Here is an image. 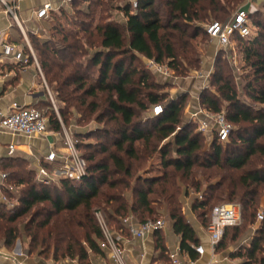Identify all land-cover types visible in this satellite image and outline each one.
I'll use <instances>...</instances> for the list:
<instances>
[{"label":"trees","instance_id":"16d2710c","mask_svg":"<svg viewBox=\"0 0 264 264\" xmlns=\"http://www.w3.org/2000/svg\"><path fill=\"white\" fill-rule=\"evenodd\" d=\"M245 1L137 0L134 8L131 0H74L52 12L45 29L29 36L62 121L68 128L74 116L79 127L93 121L99 126L75 133L87 161L82 180L42 185L28 158L1 159L6 184L14 188L4 192L16 204L0 208V244L11 247L27 237L33 253L84 263L89 250H104L98 211L112 230L126 233L127 216L143 223L166 215L182 237V248L195 257L191 243L200 240L183 211L187 190L182 186L201 194L205 181L207 192L193 204L205 226L215 200L243 207V222L226 229L216 250L239 245L259 222L250 246L240 245L232 256L243 258V264H264V220L257 218L264 199V11L250 13L252 33L243 39V61L251 67L250 59L258 69L244 82V93L232 65L219 56L211 85L200 95L203 109L224 113L233 125L226 143L215 137L203 149L205 134L195 122L183 121L189 94L171 98L166 91L171 84L159 82L143 59L167 65L176 76L199 69L200 44L210 40L204 25L228 19ZM117 11L124 13L125 23L114 18ZM157 104L164 111L152 115ZM47 110L49 128L62 131L51 103ZM95 134L100 139H86ZM155 157L160 164L152 174L147 163Z\"/></svg>","mask_w":264,"mask_h":264},{"label":"crops","instance_id":"0c3cea01","mask_svg":"<svg viewBox=\"0 0 264 264\" xmlns=\"http://www.w3.org/2000/svg\"><path fill=\"white\" fill-rule=\"evenodd\" d=\"M48 2L59 3L60 1L15 0L18 23L11 15L6 13L5 6L0 0V43L8 42L14 44L17 47H21L25 53H28L26 52L27 49L29 50L28 46H32L29 35H39L41 29H43L45 25V19H37L35 12ZM261 4H264V0H246L240 7L251 13L259 9ZM115 19L121 23L127 21L126 16L122 12L117 13ZM23 31L25 34H23ZM238 40H234L232 46H230L236 53L239 47L241 50H244V42L240 40V44H238L236 43ZM208 49L205 56H207V54L215 55L222 48L218 46L216 41H211V46ZM143 59L147 65L149 59L145 57H143ZM250 64L251 74L249 78L258 73L257 67L253 63ZM208 68V70L202 73V77L197 76L191 78L189 81H183L174 75L163 76L157 73L155 74L159 77H163L166 83H172L174 85L171 89L166 90L170 93L171 98L174 99L182 93H188L189 96H196V99H200L202 85L205 86L212 72V69H210V67ZM14 102L26 106H35L39 109L49 108L50 103L57 106L54 93L45 78L40 64L37 66L34 61L27 65L20 64L1 56L0 116L8 112ZM200 108V104L192 107L191 116ZM58 115L60 116V114ZM62 123V131L49 128L46 135L26 136L0 131V161L8 156L7 151L9 144L14 143L17 145L15 154L28 158L33 167L37 169L42 162H46L44 158L53 147L60 150L64 146L66 131L73 135L78 131L76 124L72 123L67 128L65 124ZM0 171L3 170L0 169ZM189 200L190 198L188 196L183 195V211L196 230V235L200 240L197 244H202L205 247L204 254L200 255L193 249L195 256L193 257L189 251L182 248V237L174 231L171 222L167 218L166 225L163 229L152 231L144 238H137L129 232L126 233L113 230V232L120 237V242L124 248L123 264H169L170 255L177 251L180 253V257L183 261L182 264H243V258L233 257L232 255L239 249L240 245L244 244L250 246L251 239L256 232L259 222L252 227L251 234L247 238H244L237 247L231 244L226 250L217 251V246L215 248L212 246L205 224L199 218L198 213L193 209L194 201L189 202ZM185 205H187V207H185ZM131 217L135 223H140L134 219L133 215H131ZM194 244L195 243H191V247ZM74 260L79 264H118L112 259L110 251L106 249L101 253L89 250L88 259L84 263H80L77 259L57 260L53 256H40L37 253L29 251L28 247H26L20 239L11 247L0 244V264H72L71 261Z\"/></svg>","mask_w":264,"mask_h":264},{"label":"built area","instance_id":"2783aa9c","mask_svg":"<svg viewBox=\"0 0 264 264\" xmlns=\"http://www.w3.org/2000/svg\"><path fill=\"white\" fill-rule=\"evenodd\" d=\"M1 1L5 6L6 13L18 22L15 0ZM59 1V3L48 2L41 6L35 12L36 18L39 20L47 19L52 12L58 11L61 7H70L74 0ZM131 2L133 7L137 8V0H131ZM204 28L211 41H216L219 47L226 49L232 46L234 40L239 39L243 41L244 38H248L251 35L250 12L240 7L228 19L224 21L212 20L206 23ZM23 34H25L24 31ZM28 47L29 51L25 53L21 47L8 42H2L0 43V57L9 58L16 63L25 65L34 61L39 66L34 49L31 45ZM147 66L158 75H173L172 70L167 65L160 64L154 59H149ZM163 111V104L154 105L152 115H159ZM58 117L62 123L59 115ZM193 117H199V130L204 134L207 135L209 133L210 135H214V138L216 137L220 143L229 141L233 125L226 119L224 113H213L201 107L193 114ZM0 131L26 136L46 135L49 131V121L48 117L39 108L14 102L9 111L0 116ZM16 151L17 145L10 143L7 155L12 156ZM44 161L46 162H42L36 169V179L42 185H51L61 178L79 181L87 175V161L78 149V138L67 131L65 133L64 146L60 150L53 147L46 154ZM7 177L8 173L0 171V208L2 206L11 208L16 204L15 200L9 198L4 192V187L10 190L14 189L12 186H7ZM197 196L199 199L203 198L202 194H198ZM96 216L103 231V240L100 243L101 247L110 251V255L116 263L123 264L124 248L120 242V237L109 227L103 211H98ZM257 218L258 221L264 220V212L259 211ZM242 221L243 207L240 203L223 202L214 206L210 214V221L206 226L212 246L215 248L218 245L227 228L238 226ZM123 222L127 226L128 232L137 238H144L150 232L163 229L166 225V222L162 219L148 220L137 224L131 216L125 217ZM192 248L200 255L205 252V247L202 244H194ZM71 263L79 264L76 260L71 261ZM182 263L183 261L178 251L170 255L169 264Z\"/></svg>","mask_w":264,"mask_h":264},{"label":"rangeland","instance_id":"374dc122","mask_svg":"<svg viewBox=\"0 0 264 264\" xmlns=\"http://www.w3.org/2000/svg\"><path fill=\"white\" fill-rule=\"evenodd\" d=\"M237 9H238V7H237ZM237 9H235V11ZM259 9L264 11V4H261ZM117 13H119V12L117 11V12L114 13V18L116 17ZM99 15H100V11L98 9V13H97V16H96V21H98ZM45 34H46V36H48L49 32L47 31V32H45ZM29 39H30V36H29ZM202 44H200V48H199L201 50L202 56H203L202 57V62H201V67L199 69L192 70L186 76H176V75H174V76L177 77L178 79L183 80V81L184 80H188L189 81L191 78H195L197 76L202 77L201 76L202 73H204L205 70H208L209 69L208 67H210V69H212V72H211V74H212L214 72L215 68H216L215 65H216L217 58L219 56H222L224 58V61H228V63H230L232 65L234 73H235V80H236V82H237V84H238V86L240 88V91L242 92V86L244 85V82H247V81L251 80L254 76L249 78V76L251 74V67H249L246 63H244L243 54H242V51H241L240 47L237 49V53H236L235 50H233V49H231L229 47L227 49H220L215 55H211L209 53L210 55L207 54V56H205L206 52H208V50H209L208 48L211 46V41L209 39H207V42L205 44L204 43H202ZM244 50H245V45H244ZM249 63H253V62L250 60ZM248 72H250V74H248ZM211 74L209 75L207 83L205 84V86L202 85L201 93H202V91L204 89H206L207 87H209L211 85ZM156 78H157V80L159 82L166 83L164 81L163 77L156 76ZM170 84H171V86H169L167 89H171V87L174 86L172 83H170ZM212 89H215V88L212 87ZM242 93H244V92H242ZM54 97H55V94H54ZM56 103H57L56 107L52 103H51V105H52L53 109L55 110V112L58 115V114H60L59 104H58L57 101H56ZM223 103H224V105L226 107L227 102H223ZM198 104H200V99H196V96H192V97L189 96L188 100H187V103H186V106H185L184 113H183V121L186 122V123L195 122L196 125H197V130L199 129V117L191 116V110H192V107H195ZM40 109L44 113H45V111H48L46 108H44V109L40 108ZM76 115H77V117H79L78 112H76ZM144 115L147 116L148 115L147 112ZM60 117H61V114H60ZM75 119H76V117L74 118V116H73L70 120H71L72 123H74ZM98 126H99V124H97L96 122L93 121V122L88 123V124H84V125L82 124L80 127L77 126V128H78V130L86 131V129L88 127H91V129L94 130V129L98 128ZM73 129H75V128H73ZM211 137H213V140H214V135L210 136L209 133H207V135L205 134V138L203 139V149H209L210 148V145H211V142H212V138ZM86 139L90 140V141H96V139L98 140L100 138H99V136L97 134H95V135H93L91 137H86ZM86 139H85V141H87ZM85 151H88V150H85ZM159 164H160V161H159L158 157H155L149 163H147V168L150 169L149 171H151L152 174H156L157 173V169L159 167ZM206 187H207V183L205 181H203V185H201V188H200L201 189V191H200L201 194H203L204 191H206ZM182 189H183V191L187 190L186 196H188L190 198L189 202H191V201L195 202L197 197H198L197 195L200 194L199 192H196L194 190V188H191V187L186 186V185H183ZM223 202H230V201H227V200H217V201L215 200L214 201L215 204H220V203H223ZM233 202L237 203L236 201H233ZM263 205H264V199H263L262 206L260 205V207H259L260 208L259 211L264 212ZM182 206L184 207V204H182ZM185 207H187V205H185ZM158 219H162L163 221L166 222L167 217L165 215H159ZM22 242L26 245V247L29 246V239L27 237L23 238ZM233 245H235L237 247L238 244L234 243ZM259 255H263V253H261ZM256 264H258V262H256Z\"/></svg>","mask_w":264,"mask_h":264}]
</instances>
